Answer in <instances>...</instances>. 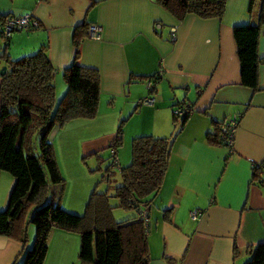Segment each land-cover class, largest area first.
<instances>
[{
	"label": "crops",
	"instance_id": "obj_1",
	"mask_svg": "<svg viewBox=\"0 0 264 264\" xmlns=\"http://www.w3.org/2000/svg\"><path fill=\"white\" fill-rule=\"evenodd\" d=\"M259 1L252 0L249 13V0H226L220 19L187 15L176 21L154 0H0V28L4 19L26 14L37 23L6 39L0 31V68L3 55L15 60L43 48L54 71L55 103L66 90L62 71L74 60L75 29L100 28L99 40L83 36L77 46V64L98 74L96 114L50 132L63 184H48L46 200L81 215L87 198L70 202L73 189L67 185H76L74 176L84 173L80 162L86 158H97L104 168L103 151L127 121L115 150L119 169L130 163L134 137L173 138L160 188L146 209L148 264H245L251 251L264 253V189L251 178L253 167L264 175V26L256 46L261 62L255 91L240 85L232 39L233 27L255 23ZM158 72L161 77L154 81ZM148 81L153 91L147 90ZM144 98L153 99L152 106L136 105ZM182 102L192 110L178 130L171 110ZM234 115L240 118L228 153L209 144L206 135ZM136 118L139 123L132 126ZM67 124L91 130L77 128L71 134ZM80 136L69 155V143ZM12 185V177L0 172V211ZM193 211L200 213L194 221L188 216ZM25 236L28 250L32 225ZM21 249L14 238L0 236V264H20ZM78 249L76 234L53 228L43 264H79Z\"/></svg>",
	"mask_w": 264,
	"mask_h": 264
},
{
	"label": "trees",
	"instance_id": "obj_2",
	"mask_svg": "<svg viewBox=\"0 0 264 264\" xmlns=\"http://www.w3.org/2000/svg\"><path fill=\"white\" fill-rule=\"evenodd\" d=\"M154 2L176 21H181L187 15L220 19L226 0ZM251 3L249 0L248 13ZM87 26L82 25L74 31V60L62 71L66 90L57 103L54 99V71L43 48L15 60L1 56L5 72L0 76V172L11 176L13 185L6 206L0 211V236L14 238L20 244V264H43L48 235L53 228L78 236L79 264H148L149 261L147 228L143 227L137 212L146 211L160 188L173 138L134 137L130 142V163L121 169L116 164L115 150L120 148L122 123L110 143L114 155L109 154L110 163L104 170V182L109 185L114 172L118 171L120 183L113 189L114 198L119 208L134 210L136 218L114 222L107 194L94 190L88 196L81 215L69 214L58 204L46 200L48 184H63L48 141L50 132L71 120H90L96 114L98 74L77 64V46L86 36ZM262 26L264 0L259 1L255 23L232 28L240 85L253 91L256 90L257 65L261 62L256 46ZM160 77L158 72L152 78L155 81ZM152 82L149 90L153 91ZM173 107L171 117L173 121L179 120L180 130L192 105L184 106L188 111L180 118L176 117L175 111L176 107L182 106L176 103ZM220 126L207 133L206 140L209 144L225 147ZM259 170L253 167L251 178L264 189V175L261 176ZM28 224L34 228V238L30 249L24 250ZM245 264H264V253L251 251Z\"/></svg>",
	"mask_w": 264,
	"mask_h": 264
},
{
	"label": "rangeland",
	"instance_id": "obj_3",
	"mask_svg": "<svg viewBox=\"0 0 264 264\" xmlns=\"http://www.w3.org/2000/svg\"><path fill=\"white\" fill-rule=\"evenodd\" d=\"M16 58H18V57H16ZM138 121H139V119L136 118L135 121L131 125L133 126V125L139 123ZM126 122L122 123L120 125V127H121V144H122V131L124 129L123 126H125ZM67 127H68V132L71 134L72 133L75 134L73 131L77 130V128H80V129L86 128L88 130H91L85 124H83V125L79 124L77 126L74 124H67ZM88 135L89 134L85 135V137ZM82 139H83V136H80L78 138L76 137L75 139H73L69 143L68 148H67L69 155H71V153H75L76 147L78 145L77 143L79 142V140H82ZM69 150H71V151H69ZM103 153H104V155H103L102 160L104 159L105 163H106L104 168H103V165H102V167L98 166L99 160L97 158H94V157L86 158L83 160V162H80L81 167H83V169H84V173L82 172V174H80V176H74L76 185H74L73 187H70V185H67V187L73 189L71 191L72 199L70 200V202L74 201V199L82 198L84 195L86 196V198H88L87 196H89L90 193L94 190L97 193H106L107 194L108 205L111 207V218L114 222H121V221L136 218L137 215H136V212L134 210L126 211V210L119 208L117 200L114 198L113 189L120 183V177L118 175V171L114 172V174H113L114 180H111L109 185H106L104 182L105 179H103V177H101L100 171L102 170V168L105 169V167L110 163L109 150L105 149L103 151ZM148 216L151 220V214L150 213H148ZM148 238L149 237H148V233H147L146 243L148 241Z\"/></svg>",
	"mask_w": 264,
	"mask_h": 264
},
{
	"label": "built area",
	"instance_id": "obj_4",
	"mask_svg": "<svg viewBox=\"0 0 264 264\" xmlns=\"http://www.w3.org/2000/svg\"><path fill=\"white\" fill-rule=\"evenodd\" d=\"M37 27V23L36 21L30 16V15H23L20 17H8L6 19H4L2 21V25L0 28L2 37H8V35L14 31V30H21V31H31L33 29H35ZM172 32H170V38L171 41L174 40V35L172 34ZM100 37V28L96 25H88L87 26V30H86V38H88L89 40L92 41H97L99 40ZM147 86V90L150 89L151 87V83L150 81H148L146 83ZM150 91V90H149ZM153 104V99L151 98H144L141 99L137 105L138 106H151ZM180 105L182 107L176 108L175 111V115L176 117L180 118L182 117L185 113H187L188 109L186 107H188V105H186L184 102L180 103ZM186 106V107H184ZM190 112V110H189ZM239 116L238 115H234L232 116L230 119L224 121L220 128L221 131L224 135V140H225V148L228 150V153H231L232 150V143H233V135L236 129V126L238 124V120H239ZM109 154H111L112 156L114 155V149L112 147V144L109 145ZM199 212H191L189 213V218L190 220L194 221L198 218L199 216ZM137 215L140 219V221L142 222V225L144 228H147V223H148V217H147V212L142 210V211H138Z\"/></svg>",
	"mask_w": 264,
	"mask_h": 264
},
{
	"label": "water",
	"instance_id": "obj_5",
	"mask_svg": "<svg viewBox=\"0 0 264 264\" xmlns=\"http://www.w3.org/2000/svg\"><path fill=\"white\" fill-rule=\"evenodd\" d=\"M4 72H5V67H1L0 68V76H2L4 74Z\"/></svg>",
	"mask_w": 264,
	"mask_h": 264
}]
</instances>
